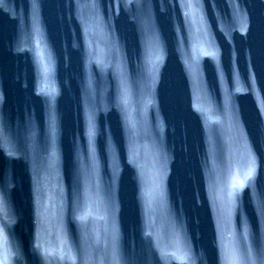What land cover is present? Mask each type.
I'll return each instance as SVG.
<instances>
[{
    "label": "water",
    "instance_id": "water-1",
    "mask_svg": "<svg viewBox=\"0 0 264 264\" xmlns=\"http://www.w3.org/2000/svg\"><path fill=\"white\" fill-rule=\"evenodd\" d=\"M262 210L264 0H0V264H264Z\"/></svg>",
    "mask_w": 264,
    "mask_h": 264
},
{
    "label": "snow or ice",
    "instance_id": "snow-or-ice-1",
    "mask_svg": "<svg viewBox=\"0 0 264 264\" xmlns=\"http://www.w3.org/2000/svg\"><path fill=\"white\" fill-rule=\"evenodd\" d=\"M208 55H213L212 53H208ZM49 133L53 145V152L52 155L55 156V140H56V135H57V126H56V120L54 114L50 115L49 118ZM86 137H87V153H88V158L91 163V167L93 169L96 168V163H97V158H96V136H97V126L95 122V116L93 113L89 112L88 117H87V125H86ZM5 143L7 142V138H4ZM9 156L12 155V153H8ZM257 159L254 155H252L251 162H250V167L248 169V172L245 175V181H241L238 184H234L233 188L236 189H242L245 186V182L251 178H253L256 175L257 171ZM162 178V177H161ZM236 193L235 192H230L229 193V199L234 203ZM39 199H37V206L39 208ZM261 214H264V210L261 211ZM79 219L81 222L86 220V214L79 215L76 217ZM39 211L37 210V223L39 224ZM112 240H113V248H112V254L113 258L115 259L118 253V241H119V229L116 227L115 224H113V229H112ZM62 244H66V240L61 241ZM37 248L40 247L39 244L36 245ZM70 252V249H69ZM235 255V252L229 256V259H232Z\"/></svg>",
    "mask_w": 264,
    "mask_h": 264
}]
</instances>
